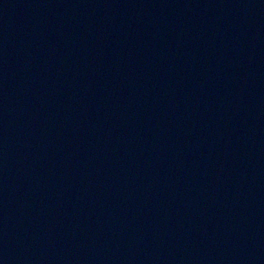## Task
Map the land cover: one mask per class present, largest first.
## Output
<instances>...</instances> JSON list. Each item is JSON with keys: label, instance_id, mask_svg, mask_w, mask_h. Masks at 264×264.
<instances>
[{"label": "water", "instance_id": "1", "mask_svg": "<svg viewBox=\"0 0 264 264\" xmlns=\"http://www.w3.org/2000/svg\"><path fill=\"white\" fill-rule=\"evenodd\" d=\"M0 264H264V0H0Z\"/></svg>", "mask_w": 264, "mask_h": 264}]
</instances>
